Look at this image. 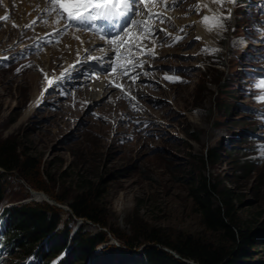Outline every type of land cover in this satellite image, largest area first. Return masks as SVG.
<instances>
[{"label": "rangeland", "instance_id": "rangeland-1", "mask_svg": "<svg viewBox=\"0 0 264 264\" xmlns=\"http://www.w3.org/2000/svg\"><path fill=\"white\" fill-rule=\"evenodd\" d=\"M15 1L0 0V138L14 139L40 162L35 179L45 189L9 176L0 214L6 207L45 200L34 192L66 200L57 202L65 220L72 195L91 184L98 188L97 205L108 228L75 218L70 238L84 225L88 232H106L110 241L103 246L118 248L138 228L172 239L192 234L214 240L191 193L194 178L204 174L231 191L241 221L262 216L264 102L256 99L261 95L256 84L264 79V0L226 4L231 18L207 38L200 35V21L208 11L194 9L199 0L168 2L161 10L152 3L161 11L147 20L155 39L130 30L125 63L135 68L127 65L121 73L117 65H92L90 56L107 40L99 38L85 55L87 42L79 52L68 37L53 48L60 42L43 33L50 18L27 25L32 6ZM17 6L24 18L14 16ZM9 8H14L10 15ZM210 151L216 161L202 163ZM256 256L264 257V247ZM15 257L0 250V264Z\"/></svg>", "mask_w": 264, "mask_h": 264}, {"label": "trees", "instance_id": "trees-1", "mask_svg": "<svg viewBox=\"0 0 264 264\" xmlns=\"http://www.w3.org/2000/svg\"><path fill=\"white\" fill-rule=\"evenodd\" d=\"M217 157L210 151L205 159L202 158V163L204 160L214 162ZM39 168L40 162L21 151L14 139L0 138V209L6 199L9 176L17 174L33 187L45 189L35 179ZM94 188L91 184L78 188L67 202L71 215L65 220L62 209L45 201L3 209L0 250L16 255L9 264H19L22 259L25 262L32 260L30 264H51L63 253L65 255L58 264H188L183 259L197 264H264V257L256 256V252L264 247V213L258 220L241 221L235 214L231 191L221 188L204 174L194 178L191 193L203 225L216 234L214 240L192 234L172 239L153 228H138L135 235L118 248L103 246L110 241L106 232H88L84 225H80L70 238L69 224L75 218L108 228L97 205L98 188ZM56 200L58 203L66 201ZM100 245L103 247L98 250ZM141 245L145 247L140 253L133 251ZM165 248L178 254L179 258Z\"/></svg>", "mask_w": 264, "mask_h": 264}, {"label": "snow or ice", "instance_id": "snow-or-ice-1", "mask_svg": "<svg viewBox=\"0 0 264 264\" xmlns=\"http://www.w3.org/2000/svg\"><path fill=\"white\" fill-rule=\"evenodd\" d=\"M147 0H55L58 7V15L63 20L68 21L69 26L75 25L79 30L85 28H92L95 26V32L101 40L107 39L110 45L118 44L120 40L119 34L127 33L129 26H134L139 32L148 33L155 39V32L147 21L137 20L135 17L141 11L142 3ZM176 2V0H173ZM153 3H159L164 7H168L167 0H153ZM236 0H203L194 6L195 11L198 13L203 9H207L208 14L204 15L200 23L206 28L207 31L221 32L224 30V21L231 18V9H225L226 4H235ZM215 5V10L210 6ZM226 13V14H225ZM159 13L155 14L159 17ZM153 14L148 15V20L153 19ZM7 19V17H5ZM59 23V21H57ZM100 22V23H98ZM116 30V38L110 37V32ZM155 31H164L163 29ZM183 31V29H181ZM166 35H170L165 33ZM79 39V37H77ZM182 37H175V42H179ZM197 39H200L199 37ZM119 55V47L115 49ZM205 52H215L217 49L205 48ZM154 55V52L152 53ZM92 59H96L92 57ZM133 67L135 65H132ZM142 66V65H141ZM47 78V77H46ZM172 79L170 77H166ZM49 86L53 85L51 79L48 80ZM256 87L261 89V95L256 99L258 102H264V79H261ZM44 91H47L45 89ZM261 153L264 154V146H261Z\"/></svg>", "mask_w": 264, "mask_h": 264}, {"label": "bare ground", "instance_id": "bare-ground-1", "mask_svg": "<svg viewBox=\"0 0 264 264\" xmlns=\"http://www.w3.org/2000/svg\"><path fill=\"white\" fill-rule=\"evenodd\" d=\"M182 1V0H181ZM200 1H203V0H199L198 2ZM16 4L18 5V2H20L21 4H23L25 2V5H29V7L32 6V10H31V14H30V20L28 21L27 20V25H30V26H33L35 23L37 22H42L41 19L43 18H50L49 20L45 21L44 23L46 24L47 27H49V29H45L43 31V33L45 32H49V34L51 35V37H61V41L58 45H54L53 48H55L56 46H59L61 47V45L64 43V40L68 37L69 39H71L73 42H77V43H73L72 46L73 48H77L79 50L77 51H82L81 49L82 46L85 45L86 43V52L83 54H87L90 52V48L92 47L93 44H96V43H100L98 42L99 41V38L95 35H92L90 33H85V32H82V31H79L78 29L76 28H70L68 30L67 33H64L66 32V24L64 23H58L57 21L61 22L60 21V17L58 16V14L56 12H53L54 11V5L52 3L51 0H16L15 1ZM62 2H65V0H62ZM150 2V1H149ZM170 3L172 4L173 3V0H167V3ZM168 3V5H170ZM181 4V2L179 3ZM24 5V4H23ZM188 4H185L183 7H186ZM11 6V5H10ZM22 6V5H21ZM148 6V5H147ZM158 6V9H163L162 7H164L163 5L157 3ZM213 9L215 8V5H210ZM23 7V6H22ZM28 7V6H27ZM16 9V8H15ZM37 9V11L34 12V10ZM164 9H166L164 7ZM186 9V8H185ZM191 10V9H190ZM12 11H14V8H9V15L12 13ZM18 6H17V9L15 10L14 12V16L15 17H22L24 18V12L20 13V11L18 12ZM51 11L53 12V14L51 13ZM164 15H167V12H164L163 13ZM13 15V14H12ZM169 16V15H168ZM171 16V15H170ZM173 16V15H172ZM29 15H26L25 19H28ZM13 18V17H12ZM49 21V22H48ZM24 22V20H23ZM47 22V23H46ZM60 25V27H59ZM37 28H40V27H36ZM49 30V31H48ZM200 30H201V36H203L204 38H207L208 37V31L206 30V28L200 24ZM61 33V34H60ZM140 33L139 34V38L141 36H143V34L141 32H138ZM77 37H79V39H77ZM85 37V38H84ZM85 39V40H84ZM67 40V39H66ZM70 41V40H69ZM82 43V44H81ZM105 44L106 46L101 50H97L91 57V62L93 61L92 65H102V66H106V65H110L112 68L113 66H116V63H115V60H114V55H115V46L114 45H110L108 44L107 42H101V44ZM66 46V45H65ZM69 46V45H68ZM71 46V45H70ZM143 46V45H142ZM66 48H68L66 46ZM72 48V47H71ZM85 48V47H84ZM75 50V49H74ZM76 51V52H77ZM69 53V52H68ZM71 53V52H70ZM82 55V56H83ZM141 55V52H139L137 54V57ZM71 57H72V53H71ZM92 57H95L96 59H92ZM66 58V57H65ZM74 59H75V56H74ZM142 59V58H141ZM141 59H138V60H141ZM79 60V59H78ZM136 61V60H135ZM90 63V62H89ZM87 64V63H86ZM91 64V63H90ZM135 64V63H134ZM113 65V66H112ZM128 65V69L125 67V69L129 70V68H133L132 64H127ZM90 66V65H89ZM83 68L86 69L85 65L83 66ZM135 68V67H134ZM114 70V69H113ZM119 72V70H118ZM117 74L116 71L114 70L113 71V76ZM112 78V77H111ZM34 197H36V199L38 200H43L44 198H48V197H45L44 195H42L41 193H36L34 194ZM60 262V261H59Z\"/></svg>", "mask_w": 264, "mask_h": 264}, {"label": "water", "instance_id": "water-1", "mask_svg": "<svg viewBox=\"0 0 264 264\" xmlns=\"http://www.w3.org/2000/svg\"><path fill=\"white\" fill-rule=\"evenodd\" d=\"M31 193H34V192H31ZM44 201H45V202H48V203H50V204H52V205H55V206H57V207H58V206L61 207L60 204H58L57 202H55V201H53V200H51V199H49V198H46ZM69 210H71V209L69 208ZM165 250H166V251H169V252H172L176 257L179 258V255L176 254L175 252H173V251H171V250H169V249H167V248H165ZM61 256H63V255H61ZM183 261L187 262L188 264H197V263H194L193 261H188V260H186V259H183Z\"/></svg>", "mask_w": 264, "mask_h": 264}]
</instances>
